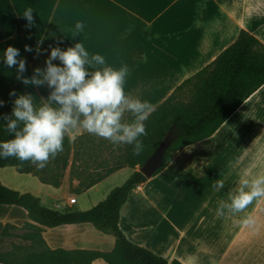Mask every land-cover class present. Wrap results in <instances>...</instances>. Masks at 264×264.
<instances>
[{
  "label": "crops",
  "instance_id": "obj_1",
  "mask_svg": "<svg viewBox=\"0 0 264 264\" xmlns=\"http://www.w3.org/2000/svg\"><path fill=\"white\" fill-rule=\"evenodd\" d=\"M28 7L33 9L31 28L22 16ZM77 22L84 29L73 39ZM241 31L264 44V0H0V42L11 39V46L19 49L18 59L27 62L24 76L45 66L51 47L66 50L82 42L90 56H103L106 66H127L125 93L154 109L212 64ZM38 44L44 54L34 58ZM25 45L33 51L26 52ZM19 83L16 67L8 68L2 58L0 94ZM28 87L39 106L41 87ZM133 119L127 112L123 118L129 123ZM86 134L79 129L69 135L72 155L59 187L15 168L0 169V182L37 197L52 210L92 209L134 170L123 168L84 193L71 192L70 185L76 187L83 178L81 159L72 168L74 143ZM257 175H264V85L211 137L179 150L160 173L132 190L120 209V228L130 242L168 261L264 264V198L242 213L216 215L219 202H227L242 179ZM217 180L224 187L214 191ZM249 217L252 223L245 224ZM25 223L34 224L26 210L0 205V224ZM42 236L52 250L110 252L116 242L90 223L44 228ZM94 264L107 263L98 259Z\"/></svg>",
  "mask_w": 264,
  "mask_h": 264
},
{
  "label": "trees",
  "instance_id": "obj_2",
  "mask_svg": "<svg viewBox=\"0 0 264 264\" xmlns=\"http://www.w3.org/2000/svg\"><path fill=\"white\" fill-rule=\"evenodd\" d=\"M11 44V39L0 42V62L4 51ZM263 85L264 44L248 32L241 31L238 39L212 64L183 82L150 114L144 122L148 135L141 137L144 150L140 155L132 154L131 145L120 146L117 159L104 174L97 178L88 175L76 187L70 185L71 192L81 194L118 170L126 167L134 170L124 184L114 188L106 199L92 209H66L63 212L52 210L42 205L37 197L21 194L0 182V205L23 208L34 223H25L22 227L0 224L1 238L12 236L7 232L9 229L20 230L23 233L14 237L29 243L28 250L13 244L10 251L0 252V264H94L98 259L107 264H182L177 260L168 261L130 242L120 228V209L126 203L130 192L149 180L136 168L144 165L171 131L175 139L166 151L162 166L153 175L156 176L179 150L211 137ZM11 91H15L17 95L31 94L30 87L23 83L7 88L0 94V100L4 101L3 107H0V141L12 138L3 130L5 121L2 119L3 115L11 114L13 101L16 99L9 96ZM39 91L47 98L49 89L46 85ZM186 92L190 97L181 100V94ZM91 136L88 133L75 140L72 168L76 166V160L81 155L79 148H83V140ZM71 149L72 142L68 136L64 140L63 152L43 170L38 171L29 162L20 165L16 158L0 159V169L15 168L20 173H33L42 182L59 187L70 164ZM83 223H90L99 231L114 236V249L110 252L52 250L43 239L44 228Z\"/></svg>",
  "mask_w": 264,
  "mask_h": 264
},
{
  "label": "clouds",
  "instance_id": "obj_3",
  "mask_svg": "<svg viewBox=\"0 0 264 264\" xmlns=\"http://www.w3.org/2000/svg\"><path fill=\"white\" fill-rule=\"evenodd\" d=\"M26 27L34 26L33 9L28 7L22 14ZM84 29L77 22L73 39ZM42 43V40L40 41ZM60 43H63L61 40ZM26 52L33 48L25 45ZM46 51V50H45ZM38 58L44 54L39 44L35 49ZM20 57L19 49L9 46L3 53V63L16 67V79L26 86H47V98H40V105L30 94L17 95L10 115H3V130L12 138L0 141V159L16 158L20 165L29 162L43 170L64 150V140L74 131L83 129L87 133L107 140L113 148L132 146V154L140 155L144 150L141 137L147 136L145 121L155 111L148 101L134 99L125 93L127 66L114 69L106 66L105 58L99 54L90 56L82 42L62 50L51 47L43 68H35L31 77L24 76L26 60ZM59 61V65L54 64ZM18 66V67H17ZM4 101L0 100V107ZM134 118L124 122L125 113ZM213 190L224 187L222 180L213 184ZM264 198V175L251 180L242 179L234 192L228 193V201H220L216 210L218 217L244 212L253 201ZM252 223L251 218L244 220Z\"/></svg>",
  "mask_w": 264,
  "mask_h": 264
},
{
  "label": "rangeland",
  "instance_id": "obj_4",
  "mask_svg": "<svg viewBox=\"0 0 264 264\" xmlns=\"http://www.w3.org/2000/svg\"><path fill=\"white\" fill-rule=\"evenodd\" d=\"M1 6L3 7V5ZM1 10L3 9L1 8ZM189 97L190 94L186 92L184 94H181L180 99L187 100ZM118 148L119 147L114 149L113 146L107 140L98 138L95 135H92L88 139L83 140V148H79V152L81 153V155L78 157L82 161L80 168H83L80 174H82L83 177L90 175L92 178H97L98 175L104 174L108 170V168L111 167L114 160L117 159L119 153ZM128 172L131 173L130 170H128ZM7 232L12 236L9 238L0 237V252L10 251L12 249L13 244L20 246L24 250L29 249L28 242H25L19 237H14L15 235H21L23 231L8 230Z\"/></svg>",
  "mask_w": 264,
  "mask_h": 264
},
{
  "label": "water",
  "instance_id": "obj_5",
  "mask_svg": "<svg viewBox=\"0 0 264 264\" xmlns=\"http://www.w3.org/2000/svg\"><path fill=\"white\" fill-rule=\"evenodd\" d=\"M175 139V135L170 131L159 147L146 160L139 171L147 178L153 177L156 171L162 166L166 151Z\"/></svg>",
  "mask_w": 264,
  "mask_h": 264
},
{
  "label": "built area",
  "instance_id": "obj_6",
  "mask_svg": "<svg viewBox=\"0 0 264 264\" xmlns=\"http://www.w3.org/2000/svg\"><path fill=\"white\" fill-rule=\"evenodd\" d=\"M74 202H75L74 198H73V199H71V203H74Z\"/></svg>",
  "mask_w": 264,
  "mask_h": 264
}]
</instances>
